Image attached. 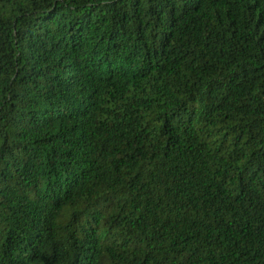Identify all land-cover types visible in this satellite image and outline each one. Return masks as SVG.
<instances>
[{
  "label": "trees",
  "instance_id": "1",
  "mask_svg": "<svg viewBox=\"0 0 264 264\" xmlns=\"http://www.w3.org/2000/svg\"><path fill=\"white\" fill-rule=\"evenodd\" d=\"M0 264H264V0H0Z\"/></svg>",
  "mask_w": 264,
  "mask_h": 264
}]
</instances>
